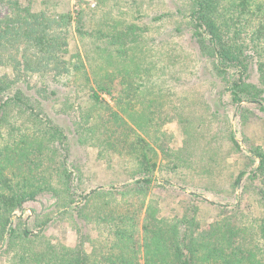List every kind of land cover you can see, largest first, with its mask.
Returning <instances> with one entry per match:
<instances>
[{"label": "trees", "instance_id": "1", "mask_svg": "<svg viewBox=\"0 0 264 264\" xmlns=\"http://www.w3.org/2000/svg\"><path fill=\"white\" fill-rule=\"evenodd\" d=\"M134 1L116 14L0 0V264H264V147L244 151L228 118L202 173L215 181L232 167L220 137L245 165L229 171L225 188L181 187L183 210L166 213L150 197L171 186L156 176L153 145L166 149L144 135L174 111L188 132L185 98L165 109L171 78L189 83L175 68L187 57L215 89V119L226 96L239 122L264 114V0H186L148 21ZM172 15L179 24L169 36L149 37L150 23ZM178 35L184 42L170 45L180 53L168 69L164 51ZM88 148L107 167L119 158L116 179L87 176ZM205 207L211 219L201 218ZM67 218L72 245L47 234Z\"/></svg>", "mask_w": 264, "mask_h": 264}, {"label": "rangeland", "instance_id": "2", "mask_svg": "<svg viewBox=\"0 0 264 264\" xmlns=\"http://www.w3.org/2000/svg\"><path fill=\"white\" fill-rule=\"evenodd\" d=\"M49 1L52 9L60 12L71 11L73 13L78 11L81 7H87L89 11L95 10V12L98 10L102 12L110 7L116 14H121L136 6L134 0ZM36 2L37 6L46 5L43 3V0H36ZM139 2L145 13V16L140 21H148L150 15L152 16L159 11L172 10L177 3H184L186 0H139ZM130 4H135V6ZM2 10L3 13L7 11L4 4L2 5ZM150 24L152 25L150 26L151 29L148 31V35L151 34L149 37L153 36L161 40L163 36H169V31H173L176 28L179 24V19L172 15L165 18L162 22L158 21ZM183 38L184 37L180 35L172 36L169 45H166L167 48L166 51H164L166 55L164 58L165 62L170 65L168 69H172L171 65L176 59L175 55L180 53L179 51L173 50V47L170 45L174 46L176 43L184 42ZM72 39L71 48L73 51H76L81 47V42L79 40V43L75 37H72ZM161 55L162 54H158V57ZM154 59H157V56H154ZM193 60L192 57H187L186 62H183L182 66L178 65L175 67L181 71L183 70L182 77L187 79L189 83L181 84L176 80L175 76L172 77L171 82L168 83V88H171V95H167V104H165V109L170 108L172 105L180 106L182 102L186 104L185 110H188L187 117L190 118L187 124L188 132H185V128L178 123V117L177 115L175 116L176 111H174L170 114L169 119L171 120L159 128L158 132L154 131L155 128L146 126V133L144 134L151 142V132L153 133V137H160L159 144L166 149V152L163 153L159 146L153 145L158 152V169L156 176L163 182H169L171 186L163 185L162 188H155L150 195L151 198L160 201L166 213L181 212L183 210L181 205V201L183 200L181 192L183 189H181V187H184L186 192H202L203 190L201 187L209 186L216 182L218 187L225 188L229 183V171L233 169L237 170L245 165L246 160L243 156L228 153L226 149L227 142L220 137L216 147H219L218 149H223L224 156H227L226 159L230 165L232 164V167L229 168L225 166L222 171L223 173L218 175L215 181H212V178L202 173L203 167L207 165L208 162V158H206L208 154L206 153L214 145L211 140L213 134L215 132L224 133L226 131L229 125L227 121L228 118L231 119L230 124L236 131L237 138L241 141L244 151L248 152L251 145L264 147V114L249 120L248 123L239 122L236 120V115L234 114L235 109L230 103L228 96L225 97V103L218 106L220 107L221 114L217 116L216 119L210 114L213 111V106L216 105V101H214L215 99L213 97L215 89L213 92L212 90L210 91V82L206 80L205 72H202V68H198L199 65L197 63V67H192V65L195 64V61L191 63ZM158 86L159 84L154 87V90ZM201 94L204 96L200 97ZM184 98L185 100L182 101ZM201 106L208 109H203ZM245 139H247V142ZM86 151L83 160L86 163L85 173L88 177L93 176L95 182L116 179L121 167L118 157H114V162L111 163L112 166L107 167L108 162L98 157L97 152L94 151L93 148H88V151ZM199 159H205V162L201 163ZM130 165L131 163L128 162V166ZM163 182L161 183L164 184ZM197 186L198 188L200 187L202 191L196 188ZM204 194L210 198L214 197L210 193ZM213 214H215L213 209L211 210V208L205 207V209L203 208L201 218L206 220L211 219ZM47 234L54 239L71 245L75 244L78 238L71 226V220L68 218L65 219V222L55 223Z\"/></svg>", "mask_w": 264, "mask_h": 264}]
</instances>
